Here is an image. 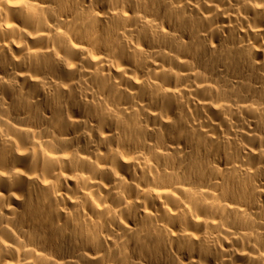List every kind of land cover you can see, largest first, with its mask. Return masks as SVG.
<instances>
[{"label": "bare ground", "instance_id": "obj_1", "mask_svg": "<svg viewBox=\"0 0 264 264\" xmlns=\"http://www.w3.org/2000/svg\"><path fill=\"white\" fill-rule=\"evenodd\" d=\"M0 264H264V0H0Z\"/></svg>", "mask_w": 264, "mask_h": 264}]
</instances>
